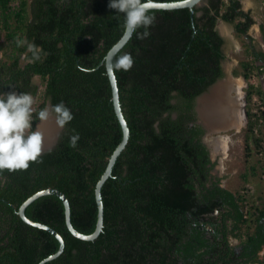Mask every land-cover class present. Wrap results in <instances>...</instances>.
Instances as JSON below:
<instances>
[{
	"label": "trees",
	"instance_id": "obj_1",
	"mask_svg": "<svg viewBox=\"0 0 264 264\" xmlns=\"http://www.w3.org/2000/svg\"><path fill=\"white\" fill-rule=\"evenodd\" d=\"M109 3L0 0V92L38 97L39 76L42 100L34 107L32 129L48 101H62L74 116L42 162L0 172V264H38L58 251L56 235L19 214L26 199L48 187L67 194L78 230L96 229V186L123 138L104 58L123 36L125 15ZM149 14L155 16L150 35H133L122 48L131 53L133 67L115 71L130 137L102 186L103 229L93 240L77 237L62 198L38 197L26 214L65 239L64 251L45 264H264V202L213 174L216 163L196 110L197 97L226 75L219 20L243 36L254 19L242 0H208L193 9ZM247 50L248 59L234 74L250 81L262 71L264 51L251 45ZM247 94L264 100L261 85L250 82ZM248 116L250 155L252 146L263 147L264 132L256 133L249 110ZM244 180H250L247 173Z\"/></svg>",
	"mask_w": 264,
	"mask_h": 264
},
{
	"label": "clouds",
	"instance_id": "obj_2",
	"mask_svg": "<svg viewBox=\"0 0 264 264\" xmlns=\"http://www.w3.org/2000/svg\"><path fill=\"white\" fill-rule=\"evenodd\" d=\"M108 7L125 15L124 37L130 39L136 35L138 39H146L150 35L148 29L154 24L155 16L149 14L151 9L147 0H110ZM141 28L144 31L138 32ZM29 49L39 50L35 45H29ZM133 65L131 53L123 52V49L104 58L108 72L128 71ZM35 104L36 99L30 93L0 92V172L27 170L30 163L42 162L44 133L40 124L54 119L60 128H64L74 119L71 109L61 101L37 113L40 123L33 130ZM78 139V134L72 136L70 146L75 147Z\"/></svg>",
	"mask_w": 264,
	"mask_h": 264
},
{
	"label": "rangeland",
	"instance_id": "obj_3",
	"mask_svg": "<svg viewBox=\"0 0 264 264\" xmlns=\"http://www.w3.org/2000/svg\"><path fill=\"white\" fill-rule=\"evenodd\" d=\"M203 5L207 4L208 0L203 1ZM243 8L249 11L254 19V23L249 29V38L244 36H238L235 33L234 25L224 20H219L218 28L221 33L227 38L226 53L227 58L224 61V67L226 75L223 77L225 81L221 83L232 84L233 86L237 81L244 83L246 80L242 75L234 74L236 69L242 70L241 62L248 59V46L251 44L255 45L259 49L264 47V0H242ZM5 36L2 34L0 37L1 41H4ZM9 47V46H8ZM10 48V47H9ZM256 76L257 82L264 88V72ZM35 82L40 85V94L36 99L34 107L42 100L43 85H41V78L35 76ZM227 80V81H226ZM219 85V84H218ZM230 94H234L230 88ZM247 98V97H246ZM248 100V99H247ZM251 105L246 106L247 111ZM248 116L244 127H240L239 130L227 129L220 130L208 134L206 137L214 151V162L216 163L213 174L222 178V184L227 185L233 189H243L247 184L252 186L250 193L254 194L255 200L262 204L264 202V143L261 149H256L252 146V152L250 155L247 154L246 150V132H247ZM264 132V125L261 127ZM226 134L229 136L228 150L224 152V149H220L219 141L213 138L217 137L218 134ZM255 166L256 169L252 170L251 167ZM253 171L255 173H253ZM248 174L250 180L245 182L244 174ZM233 184V185H232ZM237 240H235L236 242Z\"/></svg>",
	"mask_w": 264,
	"mask_h": 264
},
{
	"label": "water",
	"instance_id": "obj_4",
	"mask_svg": "<svg viewBox=\"0 0 264 264\" xmlns=\"http://www.w3.org/2000/svg\"><path fill=\"white\" fill-rule=\"evenodd\" d=\"M203 1L204 0H173V1L148 0L147 2L150 4V9H174V8H183V7H190L193 9L195 6H203V3H204ZM128 41H129V38L124 37V35H123L121 37V39L109 50L107 55L110 56L113 53L122 49ZM108 75H109L111 85H112L113 101H114L115 110H116V113H117L119 120H120L122 127H123V138H122V141L120 142V144L118 145V147L115 149L114 153L112 154L110 161H109V164L106 168V171L104 172V174L102 175L101 179L98 181L97 186H96V197H97V202H98V206H99L98 222H97L96 229L94 232L87 234V233L81 232L80 230H78L74 226V224L72 223V220H71L70 200H69L67 194L64 191H62L61 189L55 188V187H48L46 189H43V190H40V191L34 193L33 195H31L28 199H26L22 203V205L19 208V214L27 223L51 231L54 235H56V237L59 239V242H60V247H59L58 251L54 254L49 255L45 259L41 260L38 264H45L47 261L58 257L64 251V248H65L64 236L58 230H56L54 227H52L46 223H42V222H39V221H36V220L30 218L26 214V208L28 207V205L31 204L38 197L45 195V194H56L62 198V200L65 204V213H66L67 225H68L69 229L71 230V232L74 235H76L77 237H80V238L86 239V240H93L99 236V234L101 233V231L103 229V226H104V202L102 199V186H103L104 182L106 181V179L111 175L113 166H114L119 154L126 147L128 140H129V137H130V128H129L127 119L124 115L122 105H121L120 91H119L116 73H115V71L108 72ZM223 81H225V78H220L215 83H213L207 90H205L202 94H200L197 97V104H196V109H197L198 116H199V122L201 124H203V126L206 129V133H205V136L203 137V140L208 145V147L211 151V157L213 160H214L213 150H212V147H211V145L208 141V138L206 136L208 134L213 133V132H217L220 130H226V128H228V127L227 126H226V128L225 127L220 128L219 126H215V128L211 127V125L208 124V122L204 119V117L202 115L200 103H201L202 98H204L208 94H211L213 89ZM50 105H52V102L48 101L47 106H50ZM245 113H246L245 115H246V120H247V112H245ZM39 123H40V121L37 122V125ZM37 125H36V127H37ZM41 125H42V123L40 124V126ZM62 129L63 128H60L59 126H57V129L53 132L52 138L46 144H44V151L52 148L56 144ZM35 130H36V128H35Z\"/></svg>",
	"mask_w": 264,
	"mask_h": 264
},
{
	"label": "bare ground",
	"instance_id": "obj_5",
	"mask_svg": "<svg viewBox=\"0 0 264 264\" xmlns=\"http://www.w3.org/2000/svg\"><path fill=\"white\" fill-rule=\"evenodd\" d=\"M243 85L244 83L240 81H237L235 86L230 83H220L213 89L211 94L201 99L200 107L202 115L211 127L215 128V126H219L220 128H226L227 126L228 128L232 127L239 130L243 126L245 120L242 108ZM230 88L235 92V95H228L226 91H229ZM57 126L54 119L42 123L40 128L44 133V144L52 138ZM213 139L222 144L224 152L228 150L229 137L226 134L220 133Z\"/></svg>",
	"mask_w": 264,
	"mask_h": 264
},
{
	"label": "built area",
	"instance_id": "obj_6",
	"mask_svg": "<svg viewBox=\"0 0 264 264\" xmlns=\"http://www.w3.org/2000/svg\"><path fill=\"white\" fill-rule=\"evenodd\" d=\"M250 82L254 83L255 85H259L255 75H253V77L250 79V81H248V80L244 81V85H243L244 107L246 108V106L251 105L249 111L253 114L252 119L257 122L256 126H255V132L259 133L261 127L264 125V100L261 99L259 97V95H257V94H253L251 99H248L247 90H248ZM245 112H247V116H248L247 109L245 110ZM263 143H264V141H263ZM251 190H252V186L250 184H247L246 187L243 189V192H249L250 193ZM262 255H264V249L262 251Z\"/></svg>",
	"mask_w": 264,
	"mask_h": 264
},
{
	"label": "flooded vegetation",
	"instance_id": "obj_7",
	"mask_svg": "<svg viewBox=\"0 0 264 264\" xmlns=\"http://www.w3.org/2000/svg\"><path fill=\"white\" fill-rule=\"evenodd\" d=\"M244 9V8H243ZM245 10V9H244ZM246 11V10H245ZM234 25V24H233ZM234 30H235V33L237 34V31H236V29H235V26H234ZM221 32V31H220ZM249 32V31H248ZM248 32H246V33H244L243 34V36L245 37V38H249V33ZM225 37V36H224ZM225 39H227L226 37H225ZM250 45L254 48V49H256V50H263L264 51V47L263 48H261V49H259L258 47H256L255 45H253V44H251L250 43ZM226 47H227V40L225 41V44H224V49H225V51H226ZM260 64H262V71L260 72V73H263L264 72V61H261L260 62ZM225 68V67H224ZM235 86V85H234ZM243 91V90H242ZM226 92H229V91H226ZM229 94V93H228ZM231 95V94H230ZM242 101H243V106H242V108H243V111H244V115L246 114L245 113V107H244V100L242 99ZM197 104V103H196ZM197 110V109H196ZM245 122H246V115H245V120H244V124H243V127H244V125H245ZM242 127V126H241ZM231 129H232V127H231ZM233 129H236V128H233ZM227 130V129H226ZM237 130V129H236ZM205 136V135H204ZM229 137V136H228ZM220 149L221 150H223L224 148H223V146L222 145H220Z\"/></svg>",
	"mask_w": 264,
	"mask_h": 264
},
{
	"label": "crops",
	"instance_id": "obj_8",
	"mask_svg": "<svg viewBox=\"0 0 264 264\" xmlns=\"http://www.w3.org/2000/svg\"><path fill=\"white\" fill-rule=\"evenodd\" d=\"M233 185V184H232Z\"/></svg>",
	"mask_w": 264,
	"mask_h": 264
}]
</instances>
